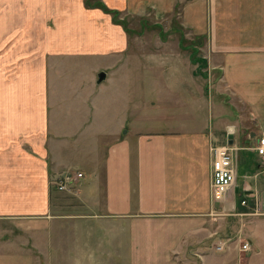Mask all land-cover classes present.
<instances>
[{"label":"crops","instance_id":"crops-1","mask_svg":"<svg viewBox=\"0 0 264 264\" xmlns=\"http://www.w3.org/2000/svg\"><path fill=\"white\" fill-rule=\"evenodd\" d=\"M86 1L0 0V264H264V167L250 149L264 129V0H98L175 16L216 75L217 106L176 60L147 58L154 73L136 86L129 34ZM93 60L105 64L87 79ZM226 144L240 148L237 177L219 204L211 148ZM79 171L91 181L56 189ZM220 213L237 228L212 236Z\"/></svg>","mask_w":264,"mask_h":264},{"label":"rangeland","instance_id":"rangeland-1","mask_svg":"<svg viewBox=\"0 0 264 264\" xmlns=\"http://www.w3.org/2000/svg\"><path fill=\"white\" fill-rule=\"evenodd\" d=\"M99 1L87 0L86 6L90 8L102 9L106 14H109L112 17L113 24L122 27L124 31H126L130 36L129 59L135 60L136 62L135 67L132 69L135 76V81H138L136 86L146 88V72L151 71L148 69V67H146L145 64L147 58H161L164 62H167V59L176 60V63H182L180 70H183V77L187 78V80L191 77L197 83L198 88H200L199 95L201 96V99H204L207 95L209 98L212 97L211 99L215 101L216 106L218 105L220 99L217 97V95H219L222 99L223 94H221L222 92L219 93V90L222 91L219 83H215L217 79L215 77L216 75L210 73L211 70L209 68L208 61H206L204 58L205 53L199 48L198 45H196L197 40H192L190 36L187 35V33L184 34L183 32H181V34H184L183 39L181 40L179 22L177 18H174L175 16H173V18L172 16L168 17L160 23H154L151 20L146 19V15L144 17H133L131 15H124L119 11L117 15L115 13L108 12L107 10H116L110 9L107 5L102 2L100 3ZM147 32L148 34L146 35ZM177 32H179V34ZM140 61L145 62L143 64ZM7 64L8 66L6 67L5 75H14L16 69L14 68L13 62H8ZM103 64H105V62L100 60L90 61L87 79H90V77L92 78L94 74L97 78L98 72L100 71L99 68H102L99 66H103ZM1 72L3 71L0 70V73ZM150 73H154V71ZM202 88H205V94L202 93ZM229 109L230 108L227 107L226 110ZM210 110V105L206 106V111L209 115V118L212 120ZM244 111L248 113L247 108H245ZM228 112L229 114L233 113V111L231 112L230 110ZM214 117H216V113ZM241 123H243V121ZM82 172L86 174L85 171ZM86 180L91 181V178H87ZM77 188H79V186H77ZM77 201H79V198L70 196L64 199L63 203H70L74 205V203H77ZM216 215L219 216L214 217V232L212 236H217L221 233L228 234V231L231 233L237 228V223L232 221L229 222L228 216L222 218L221 213ZM225 219H227V223H224ZM226 246L228 247L227 249H229L230 244L227 243ZM250 250L251 246L250 249L242 252H248ZM185 252L189 259H198L197 257L191 255V250H187Z\"/></svg>","mask_w":264,"mask_h":264},{"label":"built area","instance_id":"built-area-1","mask_svg":"<svg viewBox=\"0 0 264 264\" xmlns=\"http://www.w3.org/2000/svg\"><path fill=\"white\" fill-rule=\"evenodd\" d=\"M240 148H235L233 145L226 144L223 146H212L211 151L214 155L213 160V181H212V198L216 203H224L231 190L235 187L237 170L235 165V151ZM253 149L260 158V163L264 167V129L257 139V143ZM86 179L83 172H70L62 178L55 181L54 185L59 191H70L74 186ZM243 204L246 202L243 201ZM240 243L241 251L250 249V242L244 241L242 231L239 232L235 239ZM232 239L218 241L214 247L216 252H224L228 247L227 243L232 242Z\"/></svg>","mask_w":264,"mask_h":264},{"label":"water","instance_id":"water-1","mask_svg":"<svg viewBox=\"0 0 264 264\" xmlns=\"http://www.w3.org/2000/svg\"><path fill=\"white\" fill-rule=\"evenodd\" d=\"M106 78V74L103 72L99 75V82L103 81Z\"/></svg>","mask_w":264,"mask_h":264},{"label":"trees","instance_id":"trees-1","mask_svg":"<svg viewBox=\"0 0 264 264\" xmlns=\"http://www.w3.org/2000/svg\"><path fill=\"white\" fill-rule=\"evenodd\" d=\"M108 12H112V13H115L116 15L119 13L118 11H109L107 10Z\"/></svg>","mask_w":264,"mask_h":264}]
</instances>
